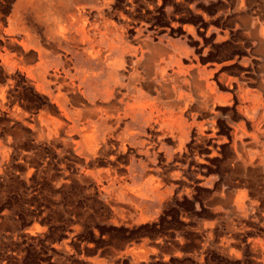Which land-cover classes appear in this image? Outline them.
<instances>
[{
	"label": "rangeland",
	"instance_id": "1",
	"mask_svg": "<svg viewBox=\"0 0 264 264\" xmlns=\"http://www.w3.org/2000/svg\"><path fill=\"white\" fill-rule=\"evenodd\" d=\"M73 17L86 20L97 37L108 20L110 39L138 49L123 51L126 59L143 62L153 52L147 45L156 46L159 64L217 72L210 81L220 98L205 118L221 126L213 138L216 155L203 148L201 163L194 142L181 155L167 139L170 158L157 141L154 162L139 144L116 161L87 159L68 127L57 140L22 117L23 110H49L51 99L21 62H38L32 47L53 44L55 31ZM263 27L264 0H0V83L18 91L0 95V264H264L262 245L255 248L264 243V167L245 171L232 136L244 124L246 147L264 149ZM239 85L249 91L246 101L237 95ZM144 90L158 95L155 88ZM182 90L193 95L190 87ZM149 134L142 132L145 147ZM115 167L143 189H106V171ZM150 176L167 188L149 190ZM242 194L245 204L233 201Z\"/></svg>",
	"mask_w": 264,
	"mask_h": 264
},
{
	"label": "crops",
	"instance_id": "2",
	"mask_svg": "<svg viewBox=\"0 0 264 264\" xmlns=\"http://www.w3.org/2000/svg\"><path fill=\"white\" fill-rule=\"evenodd\" d=\"M64 4V1H60V7ZM67 8L71 9V6ZM110 25L106 20L103 27L106 31L98 29L97 37L89 34L86 20L73 17L70 26H60L53 34L54 52L50 58L43 56L47 42L42 43L43 46L39 43L32 47L38 62L29 65L21 62V70L39 92L50 97L51 104L45 112H33L30 115L23 110L21 116H27L38 126L39 131L46 132L49 137L53 136L57 140L60 129L68 127L74 132L75 142L83 147V154L87 159H95L101 155L116 161L119 155L127 154L133 144H139L142 146V154L149 159L153 156L154 162L158 153L157 141L160 143V150L165 148L167 157L170 158L168 155L171 148L164 141L167 139L172 140L181 155L188 153L187 143L194 142L195 156L201 163L206 162V159L199 157L203 148L210 149L211 155H216L213 145L216 141L213 138L217 137L221 126L218 127L219 123L215 118H205L220 98L210 81L217 72L207 71L199 64L190 67L182 66L181 62L159 64L155 62L156 46L147 45L153 52L146 55L143 62L137 61L135 57L126 59L123 51L131 53L138 49L126 45L121 39H110ZM261 35L264 40V27ZM28 39L31 44L32 40L30 37ZM79 57L83 60H79ZM1 65L4 69H11V64ZM176 67L181 70H176ZM228 83L229 88H232L234 82L229 80ZM183 87H190L193 95L185 93ZM145 88L157 89L158 95L151 98ZM12 93L18 95V91L10 90L9 83L5 86L0 83V95L9 96ZM237 95L241 101H246L249 91L245 86L239 85ZM197 99L200 101L196 102ZM17 102L11 104L14 110ZM240 110L243 113L248 111L242 106ZM16 111L20 113L17 108ZM55 111H59L60 115H56ZM194 128L197 129L196 132ZM147 130L152 139L150 147H145V140L141 139L142 132ZM232 136L233 146L239 152L237 160L245 171L264 167V149L249 150L246 147L244 139L248 137V131L244 124L236 126ZM254 138L258 139L257 136ZM256 144L257 142L254 143ZM134 162L132 158L131 163ZM141 165L146 167V164ZM129 169L134 172L132 165ZM106 174L110 177L105 186L108 190L125 194L143 189L132 185L128 181L129 175L120 176L116 167L109 168ZM146 178V182L150 181L149 190L155 193L167 188L155 177ZM255 193L260 195L259 190H255ZM245 197L242 194L233 200L230 196L229 200L243 205ZM259 245L264 249L262 242H257L255 248Z\"/></svg>",
	"mask_w": 264,
	"mask_h": 264
},
{
	"label": "bare ground",
	"instance_id": "3",
	"mask_svg": "<svg viewBox=\"0 0 264 264\" xmlns=\"http://www.w3.org/2000/svg\"><path fill=\"white\" fill-rule=\"evenodd\" d=\"M52 5V4H51ZM49 7V5H48ZM45 11V10H44ZM52 11V10H51ZM50 12V11H49ZM46 14V13H45ZM54 52L52 44L48 43V46L43 50V56L45 58H50Z\"/></svg>",
	"mask_w": 264,
	"mask_h": 264
}]
</instances>
